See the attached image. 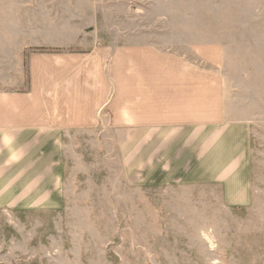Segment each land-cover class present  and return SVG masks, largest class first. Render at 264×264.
Returning <instances> with one entry per match:
<instances>
[{"label": "rangeland", "instance_id": "1", "mask_svg": "<svg viewBox=\"0 0 264 264\" xmlns=\"http://www.w3.org/2000/svg\"><path fill=\"white\" fill-rule=\"evenodd\" d=\"M51 2L50 50L146 43L193 60L203 48L222 73L227 113L249 126L251 200L232 207L216 185L123 165L122 135L103 114L66 136L49 201L0 202V264H264V0Z\"/></svg>", "mask_w": 264, "mask_h": 264}, {"label": "crops", "instance_id": "2", "mask_svg": "<svg viewBox=\"0 0 264 264\" xmlns=\"http://www.w3.org/2000/svg\"><path fill=\"white\" fill-rule=\"evenodd\" d=\"M51 10V0H0L2 204L49 201L62 182L66 136L92 130L105 114L122 135L123 165L216 185L226 204L248 206L249 126L227 113L222 73L203 48L192 49V60L130 44L128 35L121 48L50 50Z\"/></svg>", "mask_w": 264, "mask_h": 264}]
</instances>
